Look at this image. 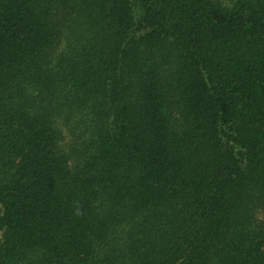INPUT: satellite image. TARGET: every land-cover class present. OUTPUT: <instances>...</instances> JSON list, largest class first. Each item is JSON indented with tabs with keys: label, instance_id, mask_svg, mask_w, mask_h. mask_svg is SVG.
<instances>
[{
	"label": "trees",
	"instance_id": "obj_1",
	"mask_svg": "<svg viewBox=\"0 0 264 264\" xmlns=\"http://www.w3.org/2000/svg\"><path fill=\"white\" fill-rule=\"evenodd\" d=\"M0 264H264V0H0Z\"/></svg>",
	"mask_w": 264,
	"mask_h": 264
}]
</instances>
